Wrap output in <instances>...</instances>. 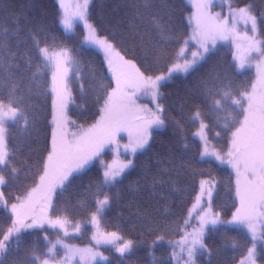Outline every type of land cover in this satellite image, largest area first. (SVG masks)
Returning <instances> with one entry per match:
<instances>
[{
  "label": "trees",
  "instance_id": "obj_1",
  "mask_svg": "<svg viewBox=\"0 0 264 264\" xmlns=\"http://www.w3.org/2000/svg\"><path fill=\"white\" fill-rule=\"evenodd\" d=\"M134 2L138 0H92L88 17L98 34L108 37L120 54L135 62L142 71L147 68L149 75L165 73L174 62H178L177 53L190 36L188 16L192 8L186 0H167L169 7L160 14L170 24L171 41L161 44L163 56L157 58L151 52L144 51L149 43L148 35L152 43L158 38L151 31L147 19L145 27L141 29L147 33L143 43L139 39L133 41L127 38L130 25L137 22ZM249 2L264 11V0H231L233 7H242ZM21 12L31 22L24 24V19L20 20L23 25L20 42L17 43L16 38H13L10 41L12 50L18 57L30 54L35 63L37 53L29 36L30 29L44 30L40 35L43 41L41 46L46 43L52 50H71L84 77L85 90H81V81L70 70V124L74 129L93 124L100 116L104 99L115 82L103 55L85 45L84 31L80 25L73 33H67L62 28L61 11L56 0H0V26L14 27L13 17ZM259 35L264 40V31H259ZM214 68L226 73L235 90L241 93L250 91L255 79L254 72L237 68L230 45L217 46L195 71L177 75L163 84L160 102L165 109V126L153 132L148 147L135 156L133 167L121 179L111 185L98 187L103 179V171L95 164L74 175L65 189H57L51 216L66 217L74 222L89 219L96 211V201L103 198V194L110 197V203L101 216L102 228L119 233L123 241L131 240L134 246L131 252L123 256L114 253L112 247L105 248L111 257L107 262L98 264H174L173 242L191 227L185 221L204 179L216 182L212 204L220 217L226 220L236 211L238 199L233 171L224 163L201 159L202 145L194 136L199 123L189 119L199 106L205 122L209 124V138L222 150L228 147L231 134L242 121V109L230 101H225L226 107L215 112L210 111L204 103L202 82L208 79L209 71ZM51 71L50 66L44 69L39 77L40 88L34 90L36 94L30 100H26L29 105L27 128L23 126V121L9 127L8 147L15 154L13 163L18 174L9 176L8 184L2 186L7 204L16 203L18 197H24L43 174V162L51 147L53 129ZM22 75L27 86L30 72ZM0 95L6 97L7 91L0 88ZM177 121L181 125L179 129ZM4 174L8 175L7 170ZM12 219L14 217L8 208L0 204V228L6 231ZM91 231V227L87 226L82 236L72 237L70 241L89 244ZM44 234L53 241L59 236V231L48 228L46 233H25L24 247L30 248L33 241ZM161 235L164 237L162 241L157 239ZM205 245V250L197 256L199 264H238L252 246V239L242 228L219 225L208 230ZM39 251H47L43 241L39 243ZM259 260L264 261L263 248H260ZM6 264H16V257H9Z\"/></svg>",
  "mask_w": 264,
  "mask_h": 264
},
{
  "label": "snow or ice",
  "instance_id": "obj_2",
  "mask_svg": "<svg viewBox=\"0 0 264 264\" xmlns=\"http://www.w3.org/2000/svg\"><path fill=\"white\" fill-rule=\"evenodd\" d=\"M59 3L63 8V0H59ZM90 3L92 0H83L82 4L77 5L80 9L77 16L85 22H87L86 13ZM212 4L213 0H205V2L196 5L199 37L194 36L193 39H197L201 50L192 52L191 59H189L185 55L184 49L181 48L177 53V59L179 61L182 58L183 62H174L166 75H149L147 68L141 71L135 63L131 60H125L116 51L115 45L108 37H100L96 28L88 25L90 31L86 37V42L103 49L109 70L115 78L116 86L107 93L104 99L103 107L100 109V120L81 135L73 134L71 141L67 138L66 125L69 121L65 115L68 106L65 97V92L68 91L66 82L69 79L70 70L81 81V90H85L84 77L80 72L78 62L71 55V50L62 48L59 53H54L50 45L44 43L41 46L43 41L40 35L44 30L30 29L29 36L37 53L34 63L33 57L28 53L18 57L10 44L13 38H16L17 43L20 42V32L23 28L20 20L23 18L24 24L31 22L26 14L21 12L14 15V27L0 26V88L7 91L6 97L0 95V186L8 184L9 176L15 177L18 174V169L13 163L15 154L8 147L9 127L23 121V126L27 128L29 105L26 100H30L32 95L36 94L34 90L40 88L39 77L44 69L52 64L55 67V72L52 75L54 83L52 91L55 93V98L52 101L54 127L51 133V147L46 160L43 162V174L39 177L40 185L38 188H33L25 197L17 198V203L11 205V213L15 219H12L11 225L6 231L0 228V264H6L8 258L13 256L16 257V264H51L55 260L57 245L67 248L62 239L52 241L49 240L47 234L38 236L30 248L24 247L25 233H46L48 228H59L64 229L65 236L68 235L65 228L68 223L66 217L52 219L43 213L35 214L32 209L34 194L38 190H42L45 207H53L52 198L57 189H65L66 184L71 183L75 172L82 170L93 157L99 156L105 145L111 143L117 133L127 131V111L129 105L134 104L131 95H135L137 89H142L146 94H151L153 101H157L163 96L160 91L163 86L162 82L170 80L176 72L195 71L197 65L201 61H205L211 52L209 41L214 45L217 38H228L229 33L233 31L229 27L228 18L225 17L220 20L219 13H216L215 17L208 13L207 9ZM133 6L136 10L135 19L137 22L130 25L127 38L133 41L139 39L143 43L147 33L142 32L141 29L145 27V20L147 19V23L151 25V31L155 32L158 38L155 43H152L151 36L148 35L149 43L145 46L144 51L145 53L151 52L157 58L162 57L164 49L161 48V44L165 41H171L170 24L160 14L169 7L167 0H138V2H134ZM229 15L233 19L239 16L246 24L250 22L253 34L264 31V11L258 10L253 2L245 3L239 8H232L231 0H229ZM60 23L64 25L65 29L71 30L72 24L66 16L60 20ZM244 39L249 42V51L257 52L261 57H264V40H256L255 35L249 37L247 34H245ZM184 44L186 45L187 41H184ZM240 67H243V64ZM33 68L35 70H32ZM24 72H30L27 86L24 83L25 77L22 75ZM202 86L204 103L208 105L210 111L220 110L226 107L225 101H230L232 105L239 106L244 115L240 127L232 133L231 150L228 153L229 156L233 157L231 163L237 171V195L240 198L241 207L236 210L230 221L221 220L219 213L205 212L199 217V228L193 233L186 234L177 243L181 246L182 252H187L188 261L186 264H195L193 258L197 250L206 248L204 235L207 225L215 227L218 224H240L252 234L253 246L247 250V260L250 264H256L255 241L264 239V92L257 96L255 90L252 93H241L235 90L229 77L219 68L209 71L208 79L202 82ZM128 89H131V95L126 91ZM68 95L70 97V93ZM245 96L247 108H244L243 105V97ZM143 111L146 115L138 117L140 124L136 129V143L132 148L133 153L149 144L150 129L153 127L161 128L165 125L163 104L157 103L155 111L148 108L143 109ZM189 119L199 121L200 131L197 135H200L204 141V149L200 152V156L214 155L216 159H221L215 151H208L206 133L201 135L204 130L209 128V124L205 123L204 114L199 106L195 108ZM176 124L177 129H179L181 127L180 122L177 121ZM130 164L131 161H128L127 164H123L119 168L105 165L103 179L98 187L102 188L116 182ZM5 170L8 172L7 176L4 174ZM242 175L244 176L243 184L240 180ZM203 194L202 192L201 195L203 196ZM207 195L210 199L211 189L208 190ZM0 201H3L5 207L7 206L3 192H0ZM109 203L110 197L107 194H103V199L96 201V211L92 214V222H96L98 215ZM208 207L211 208L210 203ZM258 223L261 226L259 237L256 234ZM73 227L79 231V225ZM111 236L114 240L122 239L116 233H112ZM157 239L162 241L164 237L161 235ZM41 241L45 243L47 248L44 253L39 251ZM108 242L111 243L112 241ZM133 246V241H123L122 244L116 246V251L123 256L125 253L131 252ZM21 252L24 253L23 256L20 255ZM102 259L106 260L107 257H102ZM241 264H245V262L242 261Z\"/></svg>",
  "mask_w": 264,
  "mask_h": 264
},
{
  "label": "rangeland",
  "instance_id": "obj_3",
  "mask_svg": "<svg viewBox=\"0 0 264 264\" xmlns=\"http://www.w3.org/2000/svg\"><path fill=\"white\" fill-rule=\"evenodd\" d=\"M56 1L60 7L61 19L66 16L72 24L71 30L65 29L64 25L61 24L62 28L67 33H73L76 30V27L78 25H80L84 31V43H85V45L90 47V48L97 50L98 52H100L103 55V57L107 63V59H106V56H105L103 49L86 42V37L90 31L88 25H92L93 27H95V26H94L93 22L88 17V10L86 13V21L87 22H85V20L80 19L77 16V12L80 11V9L78 8L77 5L82 4L83 0H63V2H64L63 8H61L59 0H56ZM186 2L192 8V11L188 16V22L190 24L191 31H190V36L186 40L187 44L186 45L184 44L182 46V48L184 49L185 55L189 59H191L192 52H196L198 50H201L199 47V43H198L197 39H193V37L194 36L199 37V30L197 29V19H196V17H197L196 5L198 3L205 2V0H186ZM231 6H232V4H231ZM232 8H239V7H233L232 6ZM207 12L210 13L213 17H215L216 13H219L220 14V17H219L220 20H223L225 17H227L229 27L231 29H233V31L229 33L227 39L217 38L215 40L214 45L212 44L211 41H209V46L211 47V51H213L217 46L222 45V44L230 45L232 50H233V56H234V60H235V63L237 65V68L240 71L252 70L255 74V79H254V82L252 84V87H251L250 91L247 93H252L253 90H255V93L257 94V96H259L262 92H264V57H261L259 55V53H257V52L249 51V42L246 39H244L245 34H247L249 37H252L255 35L256 40H262L260 35H259V31L256 34H253L251 31V23L250 22L246 24L242 19H240L239 16H236L235 19H233L229 15V0H213V4L210 8L207 9ZM99 36L105 37V36H101V35H99ZM52 51L54 53H59L61 51V49H55ZM116 51H118L117 48H116ZM124 59L128 60L125 57H124ZM178 62L182 63L183 59L182 58L179 59ZM133 63H135V62H133ZM241 64H243V67H240ZM49 66L52 68V71H51V78H52V75L55 72V67H54V64L49 65ZM137 67H139V66L137 65ZM191 71L192 70H190L188 73L176 72L173 74L172 78L177 76V75H187ZM167 72L162 73V74L166 75ZM159 75H161V74H159ZM153 76H155V75H153ZM172 78L168 81L162 82V84H165L166 82L171 81ZM66 83H67L68 91L65 92V97L67 99L68 106L65 110V115H66V119L69 121V123L66 125V131L68 133L67 138L71 141L73 139V134H76V136H79L83 132H86L88 129L92 128V126L95 125L97 123V121L100 120L101 114L98 117L97 121L94 122L93 124L89 125V126H86L84 128H81V129L72 128L71 124H70L69 117H68V109H69L70 102H71V92H70V89L68 87V80ZM115 86H116V81L114 82V87ZM53 87H54V83L52 80L51 90ZM126 91L129 93V95H131V89H128ZM160 91H161V89H160ZM68 93H70V97H69ZM53 96L55 98L54 92H53ZM131 100L134 101V104H130L129 109L127 111V131H120L119 133H117L115 135V137L113 138L112 142L107 143L105 145L104 149L100 152L99 156L93 157L91 159V161L82 170H80L79 172H75L73 174V176L76 174L84 172L90 166L95 165V164H97L102 169V171L104 172L105 165H112L113 168H119L123 164H127L128 161H131V164L127 168H125L124 171L122 172V174L117 178V180H119L123 177V175L126 172H128L133 167L135 156L138 153L144 151L149 145V144L146 145L145 148H143V149H137L135 153L132 152V148L135 146V143H136V129H137V126L140 124V120L138 119V117H142V116L146 115V113L143 111V109H145V108L152 109L153 111H155L156 104L161 103V102H160V98L157 101H153L151 94H146L142 89H137L135 95H131ZM244 101H245L244 108H247L246 96L244 97ZM243 119H244V116L242 118V121H243ZM198 123H199V121H198ZM52 124L54 127L53 121H52ZM164 126L161 128L153 127L152 129H150L151 138H152L153 132L155 130H162L164 128ZM238 127H240V124L237 126V128ZM199 131H200V128H199V124H198V127L194 133V136L197 140L200 141V143L202 145V151H203L204 141L201 139L200 135H197V133ZM205 133L207 136L208 151L209 152L215 151L216 153H218L220 155L221 159H216V157L214 155L201 157V159L202 160L209 159V160H213L216 162L226 164L233 171V173L235 175L236 195H237V178H238L237 177V171H236V168H234L232 163H231V161L233 160V157L228 155V153L231 150L232 134H231V138H230L228 147L226 149L222 150L221 148L217 147L216 144L209 138L207 129L204 130V132L201 133V135H204ZM151 138L149 140V143L151 142ZM240 180H241V184H243V182H244V176L243 175L240 177ZM202 182H204V183L202 184ZM202 182L200 183V189L198 191L196 200L192 204V207L190 208V211H189V214L187 217V224L191 225V227L185 231L184 235L181 238H179L178 240L173 242V253H175V255H173L174 264H186V262L188 261L187 252L186 251L182 252L181 246L177 242L181 241L186 236V234L193 233L194 230H197L199 228V225H200L199 217L204 215L205 212L210 211L213 213H218L215 211L213 204H212L213 198H214L215 193H216V182L212 181V180H207V179L202 180ZM39 185H40V180L36 184V186H34L33 188H38ZM209 189H211V198L210 199L207 195ZM0 192H2V186H0ZM202 192L204 193L203 196L201 195ZM54 194H53V197H54ZM101 199H103V198H101ZM237 199H238V206H237V209H238L241 207L240 198L238 195H237ZM53 200H54V198H52V204H53ZM209 203L211 205L210 209L208 207ZM0 204H2L4 206L3 201H0ZM11 205L12 204H7V206H6L10 212H11ZM106 208H107V206L98 215L96 222H92V215L90 216L89 219L75 221V222L71 221L67 218L68 223L65 225V228L67 229V232H68L67 236L64 235V229H59V228L52 229V230L59 231V236L57 238H55L53 241H56L57 239H62L64 244L67 245V248H65L61 245H57L55 260L52 261L51 264H98V263H104V262H107L108 258L111 257V255L106 253L104 250L105 248H108V247H112L114 249V251H113L114 253L120 254L119 252L116 251V246L123 243L122 236L117 232L104 230L102 228V225H101V216H102V214ZM32 209L34 210L36 215H40L41 213H43L46 216L51 217L52 219L65 218V217H52L51 216V214H50L51 208L45 207V201L43 200V191L42 190H38L34 194ZM234 213H236V211ZM232 217H233V215L226 220L221 218V217L220 218H221V220H224V221H230V220H232ZM14 219H15V217H14ZM74 225H79V231H77L76 228L73 227ZM87 226H90L92 229V231L88 237L89 238V244H78V243H74V242L70 241V239L72 237L82 236L84 234L85 228ZM217 226H219V224L216 225L215 227H217ZM229 226H234V227H239V228L244 229L249 234L250 238L252 239V234L249 232V230L245 226L240 225V224H231ZM215 227H213L212 225H207L205 227L204 242H205V237L207 235L208 230L211 228H215ZM112 233H116V235L121 237L122 239L121 240H114L113 237L111 236ZM256 234L258 237L261 234V226L259 223L257 224V233ZM108 241H112V242L109 243ZM124 241H127V240H124ZM255 245H256V252H257V255L255 257L256 264H264V261L259 260L260 248L264 249V239H257L255 241ZM252 246H253V241H252ZM203 250H205V249H198L197 252L195 253V256L193 258L195 264H199L197 261V256ZM97 253H99V255H96ZM125 254H127V253H125ZM102 257H107V259L106 260L102 259ZM242 261H244L245 264H250V262L247 260V254L240 260V262L238 264H241Z\"/></svg>",
  "mask_w": 264,
  "mask_h": 264
}]
</instances>
